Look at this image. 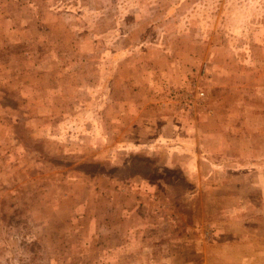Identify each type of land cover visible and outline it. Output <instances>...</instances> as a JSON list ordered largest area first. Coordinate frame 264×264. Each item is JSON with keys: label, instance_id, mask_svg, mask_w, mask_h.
Returning <instances> with one entry per match:
<instances>
[{"label": "rangeland", "instance_id": "1", "mask_svg": "<svg viewBox=\"0 0 264 264\" xmlns=\"http://www.w3.org/2000/svg\"><path fill=\"white\" fill-rule=\"evenodd\" d=\"M0 264H264V0H0Z\"/></svg>", "mask_w": 264, "mask_h": 264}, {"label": "built area", "instance_id": "2", "mask_svg": "<svg viewBox=\"0 0 264 264\" xmlns=\"http://www.w3.org/2000/svg\"><path fill=\"white\" fill-rule=\"evenodd\" d=\"M201 94H203V93H201Z\"/></svg>", "mask_w": 264, "mask_h": 264}]
</instances>
